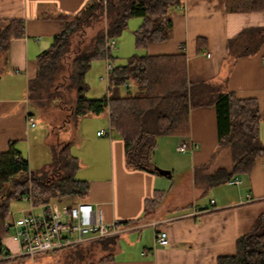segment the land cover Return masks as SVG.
<instances>
[{"label": "crops", "instance_id": "obj_1", "mask_svg": "<svg viewBox=\"0 0 264 264\" xmlns=\"http://www.w3.org/2000/svg\"><path fill=\"white\" fill-rule=\"evenodd\" d=\"M88 2L0 0V20L21 21L23 26L22 36L9 41L3 64L6 70L21 77L26 87L27 80L34 74L36 57L49 47L60 30V17L79 13ZM245 2L186 0L172 16L170 38L162 44L148 45L144 51L150 55H165L182 50L189 83L219 85L238 99H254L261 116L258 137L264 144V0L259 11L229 10L231 6L244 9ZM259 32L261 36L257 37L255 34ZM244 44L250 46L246 53L241 49ZM28 106L26 91L23 98H0V153L6 152L13 142L14 149L21 155L22 143L29 140L35 128V124L27 125V117H32L35 123ZM86 117L74 124L78 125ZM88 118L97 123L96 128L82 139L78 149L70 147L73 150H69L78 163L75 180L87 182L83 202L90 204L105 223L118 221L126 227V231L113 237L117 245L109 261H100L105 256L100 252L97 260L88 264H216L218 257L234 254L236 239L246 234L255 218L264 213V158L255 160L249 173L231 180L236 179L237 184L229 181L204 188L193 180L196 176L191 177L188 181L191 199L195 200L203 192L209 193L208 198L182 212H178L176 205L173 210L163 209L164 198L171 187L167 181L171 180V172L162 177L127 168L123 143L109 130L107 113L88 115ZM99 131L105 135L97 136ZM169 138L190 148L181 153H187L188 157H182L180 163L191 176L209 161L217 147L213 106L189 111L186 136L157 139L154 151L162 148L164 151L160 159L152 162L158 169H170L167 165L169 143H165ZM87 143L89 147L83 151L82 145ZM154 192H165V196L153 212L144 214V202ZM157 231L166 234L167 242L163 247L154 244ZM1 245L10 254L17 251L9 235L1 239ZM18 260L3 264H15Z\"/></svg>", "mask_w": 264, "mask_h": 264}, {"label": "trees", "instance_id": "obj_2", "mask_svg": "<svg viewBox=\"0 0 264 264\" xmlns=\"http://www.w3.org/2000/svg\"><path fill=\"white\" fill-rule=\"evenodd\" d=\"M185 1L89 0L79 13L60 17L58 34L36 57L34 74L26 82V98L28 104L39 109L54 103L74 123L79 118L106 112L109 130L123 143L125 166L152 174H157L151 161L157 139L186 136L189 111L211 105L215 112L216 149H228L230 162L228 169L216 166L209 172L208 163L197 168L194 181L211 188L246 175L255 160L264 158V144L258 137L261 116L254 99H238L219 85L189 83L182 50L165 55L145 53L148 45L162 44L170 38L172 16ZM245 3L244 9L231 6L229 10L259 11L263 6V0ZM131 18L140 20L133 38L135 49L143 50L144 54L131 55L123 64L114 65L108 43L120 36ZM101 23L103 27H99ZM96 26L99 28L86 41L87 31ZM22 28L21 21L0 20V65L5 63L9 41L21 37ZM255 35L261 36V32ZM249 48L247 44L241 47L245 53ZM95 61H107L111 69L104 95L87 99L84 77ZM69 148L68 143L60 147L56 167L42 177L30 171L27 160L14 149L13 142L6 152L0 153V254L10 206L23 195L34 193L35 204H46L51 199L59 204L66 200L68 206L75 199L83 202L88 184L75 180L78 163ZM164 196L165 192H154L145 200L144 214L153 212ZM115 244V238L109 237L94 240L86 248L75 245L62 250H69L72 259L86 260L91 257V250L99 247L98 253L105 254L100 261H109ZM107 250L110 253L106 254ZM216 264H264V213L255 218L246 234L236 239L234 254L218 257Z\"/></svg>", "mask_w": 264, "mask_h": 264}, {"label": "rangeland", "instance_id": "obj_3", "mask_svg": "<svg viewBox=\"0 0 264 264\" xmlns=\"http://www.w3.org/2000/svg\"><path fill=\"white\" fill-rule=\"evenodd\" d=\"M139 22L140 20L136 18L129 19L126 29L123 30L120 36L113 41L114 48L111 50V54L112 57L115 58L114 65L123 64L125 59L131 55L144 54L143 50L135 49L134 46L133 31L137 28ZM104 23H101L99 27L102 25L104 26ZM99 27L96 26L94 29L87 31L86 41L90 39L95 30ZM12 74L6 70L5 65H0V98L24 97L26 87L23 86V79L18 77L17 74ZM106 79L105 61L92 62L84 77L88 86V92L85 94V97L87 99H98L104 95ZM10 85L13 88H11ZM29 104V110L35 118V128L30 134L29 140L22 143L21 155L28 161L30 171H32L35 176L42 177L43 175L50 174L54 167H56L55 161L57 153L63 144L68 143L69 147L78 149L82 144V139L91 134L96 128L97 123L87 116L86 118L81 119L78 125H75L71 117H67V112L63 109L61 110L60 108H57L54 103H49L47 107H42L41 109L37 107L34 108V105L31 103ZM162 139L159 143H161ZM167 142L169 143L167 154L170 156L167 165L170 166V169H160L168 171L169 173L171 172V180H167L171 184V187L170 191L167 192L164 198L163 209L173 210V206L176 205L178 212H182L190 209L194 204L197 205L199 200L208 198L209 193L203 192L198 198L196 196L194 198L195 200L191 199L189 190L191 186L188 181H191V177L193 176L197 177V172L192 173L190 176L188 170L183 168L184 165L180 163L182 157H188L187 153L181 154L176 152V148L180 143H174V140H171L170 138L165 140V143ZM162 146H167V144H162ZM88 147L89 143L86 145L84 144L82 145V150L84 151V148ZM73 148H70L69 150L72 152ZM163 152V148L154 151L152 153L151 161L154 162L156 159H160ZM228 156V149L215 148L212 156L207 162L211 166L207 171L211 172L217 164L228 169L230 164ZM153 167L155 166L153 165ZM76 177L77 173L74 175V178ZM78 178L80 179L81 177L79 176ZM194 187H196L197 191V186ZM77 200L78 199H75L74 201ZM49 203L56 208L69 205V202H66V200H63L62 203L59 204L54 199H51ZM27 209V205L24 202H13L10 206L9 214L12 219H16L21 216V211ZM6 235L10 236V232ZM90 243H92V241L82 243L78 247L86 248ZM68 251L69 250H59L55 253L42 254L31 259L18 258L19 260L15 262V264H88V262L97 260L99 255V247H94L91 250L90 258L86 260H84V258L82 260H75L69 256L70 252ZM108 253L110 252L107 250L106 254Z\"/></svg>", "mask_w": 264, "mask_h": 264}, {"label": "built area", "instance_id": "obj_4", "mask_svg": "<svg viewBox=\"0 0 264 264\" xmlns=\"http://www.w3.org/2000/svg\"><path fill=\"white\" fill-rule=\"evenodd\" d=\"M108 48L110 50L114 48L113 41L108 43ZM110 69V64L105 61L106 74ZM27 125L34 126L32 117H27ZM96 135L103 136L105 133L99 131ZM189 149L185 143H180L176 151L184 153ZM231 183L237 184L236 179ZM34 196V193L28 192L20 198L19 201L24 202L28 209L21 211L19 218L12 219L9 214L5 229L7 233L10 232V237L17 245V251L10 254L4 248L0 254V261L14 258L31 259L88 241L114 237L126 231V227L118 221L105 223L101 215L88 203L77 202L71 206L56 208L50 203L35 204ZM151 226L154 227V224ZM166 242L164 232H155L156 246L163 247Z\"/></svg>", "mask_w": 264, "mask_h": 264}, {"label": "water", "instance_id": "obj_5", "mask_svg": "<svg viewBox=\"0 0 264 264\" xmlns=\"http://www.w3.org/2000/svg\"><path fill=\"white\" fill-rule=\"evenodd\" d=\"M156 173L159 175V176H162V177H167L169 176V172L168 171H164V170H161V169H158L156 167H154Z\"/></svg>", "mask_w": 264, "mask_h": 264}]
</instances>
